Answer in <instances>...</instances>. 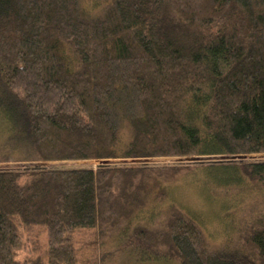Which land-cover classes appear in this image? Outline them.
Segmentation results:
<instances>
[{"label":"trees","instance_id":"16d2710c","mask_svg":"<svg viewBox=\"0 0 264 264\" xmlns=\"http://www.w3.org/2000/svg\"><path fill=\"white\" fill-rule=\"evenodd\" d=\"M0 115L30 163L0 167V264H101L99 239L127 233L159 180L203 162L49 163L209 156H231L204 162L221 188L256 198L231 235L212 244L175 210L127 246L264 264V159H242L264 154V0H0ZM20 227L42 229L45 260L16 259ZM78 230L91 232L85 259Z\"/></svg>","mask_w":264,"mask_h":264},{"label":"rangeland","instance_id":"374dc122","mask_svg":"<svg viewBox=\"0 0 264 264\" xmlns=\"http://www.w3.org/2000/svg\"><path fill=\"white\" fill-rule=\"evenodd\" d=\"M7 120H4L0 115V167L7 166H22L30 165L28 162H22L24 154L19 151L13 143L10 144L8 139ZM122 143L126 142V129L121 135ZM5 159L10 161L2 162ZM231 156H209L197 158H148V159H115L102 161H74V162H54L49 164L79 166V167H93L99 164H146L149 166H166L171 164H183L190 166L192 162L198 163L195 166L191 165L188 170L185 169L179 175H176L171 180H159L158 187L155 190L156 197L151 199L144 208L137 211L130 221V226L127 228V233L121 229L106 238H100L98 245L93 247L97 253L100 251L104 253V258L101 264H179L175 259L166 258H149L148 252L144 254L135 251L133 247L127 246V236L131 233V229L135 226H143L150 230L160 229L165 223L166 218L171 211L177 210L190 218H192L200 226L206 238L210 243H220L228 238L233 229L238 224L234 217L240 218L242 211L248 208L250 204L256 199L255 197L240 192H228L221 188L222 172L215 173L212 167H209L204 162L208 161H228ZM238 159V157H237ZM242 159H264L262 155H248ZM195 160V161H194ZM187 164V165H185ZM216 168V167H215ZM191 170V171H190ZM221 185V186H220ZM243 185L241 181L240 186ZM162 192V193H160ZM164 193V194H163ZM158 196V198H157ZM235 219V218H234ZM22 244L16 252V259L18 261H25L36 257H41L45 260L46 236L42 229L32 227L31 230H22ZM91 232L88 230H78L72 234L75 247L78 249L77 257L84 256L87 251H84L83 245L86 240H90ZM81 250V252H80ZM84 251V252H83ZM100 256H102V254ZM90 254V253H89ZM91 256V255H90ZM79 264L82 259H79Z\"/></svg>","mask_w":264,"mask_h":264},{"label":"water","instance_id":"95a60500","mask_svg":"<svg viewBox=\"0 0 264 264\" xmlns=\"http://www.w3.org/2000/svg\"><path fill=\"white\" fill-rule=\"evenodd\" d=\"M194 161H195V160H194ZM103 162H107V161H102V163H103Z\"/></svg>","mask_w":264,"mask_h":264}]
</instances>
